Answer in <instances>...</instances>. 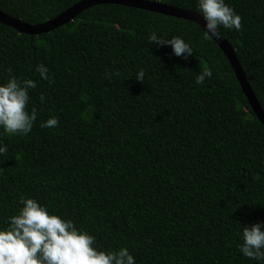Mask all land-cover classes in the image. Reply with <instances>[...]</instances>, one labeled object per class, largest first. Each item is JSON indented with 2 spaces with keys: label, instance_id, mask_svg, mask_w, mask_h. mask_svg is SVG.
<instances>
[{
  "label": "trees",
  "instance_id": "16d2710c",
  "mask_svg": "<svg viewBox=\"0 0 264 264\" xmlns=\"http://www.w3.org/2000/svg\"><path fill=\"white\" fill-rule=\"evenodd\" d=\"M149 1L209 21L264 112V0ZM0 264H264V127L199 26L114 4L0 24Z\"/></svg>",
  "mask_w": 264,
  "mask_h": 264
},
{
  "label": "water",
  "instance_id": "95a60500",
  "mask_svg": "<svg viewBox=\"0 0 264 264\" xmlns=\"http://www.w3.org/2000/svg\"><path fill=\"white\" fill-rule=\"evenodd\" d=\"M102 4H112V5L114 4V5H121L136 9H142L153 13H158L162 15H167V16L187 20L199 26L215 42L217 47L224 54L253 114L264 127V112L260 107L256 97L254 96L245 78L243 70L236 58V55L234 54L233 49L230 47L227 41L217 32V30L212 26V24L197 12L172 7L163 4L159 1L81 0L78 3L74 4L73 6L66 9L64 12L57 15L56 17L38 25H29L27 23L22 22L19 19L12 18L0 11V24L12 28L19 34L36 36L42 33H48L57 27L63 26L64 24L73 21L76 15H78L83 10Z\"/></svg>",
  "mask_w": 264,
  "mask_h": 264
}]
</instances>
